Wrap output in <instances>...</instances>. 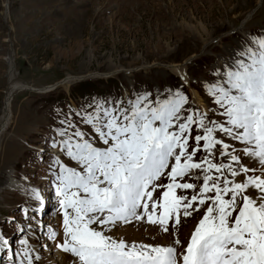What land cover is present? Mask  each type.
Masks as SVG:
<instances>
[{
  "label": "rangeland",
  "instance_id": "rangeland-1",
  "mask_svg": "<svg viewBox=\"0 0 264 264\" xmlns=\"http://www.w3.org/2000/svg\"><path fill=\"white\" fill-rule=\"evenodd\" d=\"M255 37H264V0H0V119L10 99L8 125L0 130V238L9 241L0 264H12L6 252L22 253L24 238L41 257L34 264L76 261L56 247L64 237L52 162L60 157L76 166L52 146L66 115L177 91L188 99L185 108L216 112L208 86ZM33 189H49L53 207L37 211ZM44 199L50 203L47 193ZM200 218L170 221L168 233L145 218L106 234L162 246L178 237L186 245Z\"/></svg>",
  "mask_w": 264,
  "mask_h": 264
},
{
  "label": "snow or ice",
  "instance_id": "snow-or-ice-1",
  "mask_svg": "<svg viewBox=\"0 0 264 264\" xmlns=\"http://www.w3.org/2000/svg\"><path fill=\"white\" fill-rule=\"evenodd\" d=\"M218 76L208 86L216 112L185 108L188 99L177 91L65 116L52 146L76 166L52 162L64 237L56 247L74 264H264V37ZM32 197L42 210L41 192ZM193 214L201 218L186 245L178 237L162 246L106 234L145 218L168 233L170 221ZM29 241L20 240L22 253L6 252L9 262L40 260ZM8 247L0 238V250Z\"/></svg>",
  "mask_w": 264,
  "mask_h": 264
},
{
  "label": "bare ground",
  "instance_id": "bare-ground-1",
  "mask_svg": "<svg viewBox=\"0 0 264 264\" xmlns=\"http://www.w3.org/2000/svg\"><path fill=\"white\" fill-rule=\"evenodd\" d=\"M173 68V67H172ZM175 68H173V70H174ZM15 90V89H14ZM13 92V91H12ZM7 98V97H6ZM13 98V97H12ZM4 105H5V109H4V111L3 112H5V114H3V116L1 117V119H0V130H2L3 131V129H5L6 128V126L8 125V121H9V115H8V113H6V111H9L8 110V108H9V106H10V99H9V97H8V99H6V101L4 102ZM53 153H55V152H53ZM14 184H13V182H11L10 183V186L12 187ZM10 188V187H9ZM45 193H47L48 194V199L50 200V203L49 204H47L46 203V200L44 199L43 200V207H42V210H44V211H48L50 208H52L53 206H52V201H51V198H50V193H49V189H47V192H45ZM45 193H44V195H42L43 197L45 196ZM53 219H49V220H47V222H49V226L51 227L52 226V224L50 223L51 221H52ZM41 229L42 230H44L45 229V227H41ZM48 245H46V246H49L50 245V242H48L47 243ZM52 254V253H51ZM1 256H3V255H0V258H1ZM57 258H59L60 256L59 255H57L56 256ZM57 261V260H56ZM61 262H63V259H61V261H59L58 263H61ZM57 263V264H58Z\"/></svg>",
  "mask_w": 264,
  "mask_h": 264
},
{
  "label": "trees",
  "instance_id": "trees-1",
  "mask_svg": "<svg viewBox=\"0 0 264 264\" xmlns=\"http://www.w3.org/2000/svg\"><path fill=\"white\" fill-rule=\"evenodd\" d=\"M85 85H86V84H83V83H82V86H85Z\"/></svg>",
  "mask_w": 264,
  "mask_h": 264
}]
</instances>
